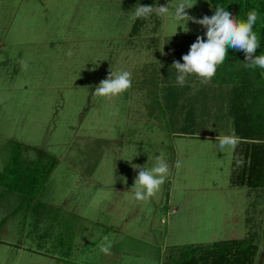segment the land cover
I'll list each match as a JSON object with an SVG mask.
<instances>
[{
    "label": "rangeland",
    "instance_id": "1",
    "mask_svg": "<svg viewBox=\"0 0 264 264\" xmlns=\"http://www.w3.org/2000/svg\"><path fill=\"white\" fill-rule=\"evenodd\" d=\"M141 1L0 0V172L18 143L24 158L58 159L32 200L0 185V264H173L184 247L231 240L264 264V187L233 183L243 158L219 146L234 133L227 103L206 110L221 86L196 74L180 86L172 66L206 29L170 12L132 32ZM191 3L196 19L215 12ZM122 70L130 89L93 94ZM161 153L169 173L138 201L136 167Z\"/></svg>",
    "mask_w": 264,
    "mask_h": 264
},
{
    "label": "trees",
    "instance_id": "2",
    "mask_svg": "<svg viewBox=\"0 0 264 264\" xmlns=\"http://www.w3.org/2000/svg\"><path fill=\"white\" fill-rule=\"evenodd\" d=\"M210 2L215 9L222 7L230 11L238 21H246L247 14L255 9L258 18L253 31L260 42L255 55H264V0ZM141 5H153V1L142 0ZM157 18L160 21L161 17ZM146 20L137 18L132 32H138ZM245 63L243 51L228 49L227 58L217 66L216 73L211 78L213 83L221 86V91L212 98L207 97L217 103H210L211 107L207 106L206 110L217 111L227 103L228 115L232 118L234 133L238 139L235 152L243 158L241 166H234L232 170L233 183L264 187V69L249 68ZM203 91L207 93L206 96L210 94L206 89ZM11 159L0 172V185L4 186L6 191L24 194L25 199L29 200L34 199L44 188L58 164L56 157L47 160L24 158L20 143L14 148ZM257 247L247 244L245 240L218 241L209 246L184 247L173 264H254Z\"/></svg>",
    "mask_w": 264,
    "mask_h": 264
},
{
    "label": "clouds",
    "instance_id": "3",
    "mask_svg": "<svg viewBox=\"0 0 264 264\" xmlns=\"http://www.w3.org/2000/svg\"><path fill=\"white\" fill-rule=\"evenodd\" d=\"M194 5L191 0H181L174 8L169 5H141L135 7L133 17L147 19L156 14L165 17L171 12L178 21L186 22L191 20L203 26L206 29V39L204 36H198L196 41L190 46L186 55L182 56L183 63L174 61L173 67L177 70V83L184 86L187 77L196 74L201 78L202 83H207L215 75L217 66L222 64L228 56V49L243 51L245 54V66L249 68L264 69V55H255L260 47L257 34L253 31V26L258 18L255 9L247 14V20H236L233 14L222 7H217L212 16H203L196 19L188 14L187 9ZM67 55H73L70 49ZM22 67L26 70L28 65L26 61H21ZM132 86V73L122 70L118 73L110 72L109 76L100 81L94 89V95L100 97L118 96ZM235 133L229 136H223L219 139L221 149L230 147L233 150L237 146ZM156 165L151 169L136 167L139 169L134 182L135 198L138 201L146 202L160 190L168 173L169 165L164 159L163 153L156 157ZM101 251L109 253V248L101 245Z\"/></svg>",
    "mask_w": 264,
    "mask_h": 264
}]
</instances>
